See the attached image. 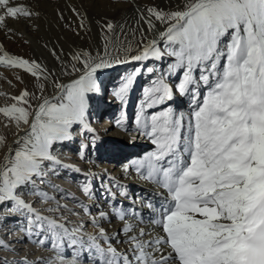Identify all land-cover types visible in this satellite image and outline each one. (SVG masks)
<instances>
[{
	"label": "snow or ice",
	"instance_id": "obj_1",
	"mask_svg": "<svg viewBox=\"0 0 264 264\" xmlns=\"http://www.w3.org/2000/svg\"><path fill=\"white\" fill-rule=\"evenodd\" d=\"M72 11L84 29L85 17L75 8ZM137 12V27L131 29L133 39L137 32L140 36L135 48L131 42L125 46L118 35L114 43L116 25L107 21L101 25L103 53L93 56L86 50H72L65 62L62 51L50 50L62 74L70 77L67 82L53 79L56 74L36 60L11 55L0 46V67L28 74L36 88L30 92L25 87L10 97L11 105L0 107V116L8 121L5 127L16 129L15 148L0 136L4 150L0 205L10 204V211L26 216L29 236L33 228L37 235L50 232L53 249L59 248L57 241L71 237V243L87 249L89 259L98 264H264V0H182L174 7L146 6ZM35 15L15 0H0V28H7L8 19ZM120 28L126 36L124 25ZM165 55L172 58L167 73L144 89L135 117L136 130L150 139L155 150L132 166L142 180L166 192L165 201L148 221L151 230L137 228L126 218L128 213L113 208V215L123 222L126 252L112 245L116 237L109 238L96 217L91 222L97 235L76 239L83 224L69 232L22 197L28 194L41 202L51 201L37 181L43 184L48 173L55 172L52 166L60 163L52 154L55 144L71 139L74 125L81 133H94L87 112L89 94L100 91L99 72ZM178 72L175 91L191 95L187 124L184 114L174 115L171 108L146 114L147 109L172 99L173 88L166 77ZM140 73L136 68L122 77L112 95L126 103ZM49 82L55 90L51 97L45 94ZM201 83L204 92L198 90ZM124 119L122 111L117 125L123 126ZM85 147L81 146V159ZM81 190L91 199L90 184ZM83 211L91 215L87 207ZM131 216L135 220L138 214L131 212ZM99 218L105 219L106 213L100 212ZM36 243L44 245L45 239ZM23 264H29L27 258ZM60 264H80L79 255L67 262L61 257Z\"/></svg>",
	"mask_w": 264,
	"mask_h": 264
},
{
	"label": "rangeland",
	"instance_id": "obj_2",
	"mask_svg": "<svg viewBox=\"0 0 264 264\" xmlns=\"http://www.w3.org/2000/svg\"><path fill=\"white\" fill-rule=\"evenodd\" d=\"M125 1L130 5L132 4L131 0ZM144 2V7L159 6L162 8H168L169 6L174 7L177 3L182 2V0H144ZM90 15H93L92 18L94 19L95 24L94 30L96 35L99 36L98 32L103 31L101 25L103 23H106L107 19L105 20L98 17L99 12L96 11L91 12ZM113 24L116 25L117 21H114ZM123 25V33L132 35L133 33L131 29L137 27V18L132 17L128 23H123ZM120 26L118 28L117 25L114 30V43L115 36L118 35L121 39L127 36L121 34ZM140 27L145 26L141 24ZM88 40H91V36L88 38ZM99 40L100 43H104V40L101 37ZM139 42L140 36L131 41V43L136 44V46H138ZM0 46H2L4 49V42H0ZM160 46L161 48L163 47L162 44ZM83 50L89 51L93 56H95L98 52L103 53L104 51L97 44L94 48H90L86 44ZM117 54L119 53L113 52V55ZM42 55V59H40V57H37V59L35 57H31L29 58V60H36L56 74L58 67L60 66V62L56 59H49L44 56V54ZM62 60H65V62H67V59ZM171 62L172 58L165 55L160 60L129 62L126 64L116 65L111 69H106L98 73L97 83L100 91L98 93L89 94V108L87 112L89 126L93 127L92 124L94 123V116L96 115L100 116V119L108 118L109 120H114L113 118H116L118 120L122 111L125 115L124 121L126 126L125 129H121L124 131V134L126 136L123 137L120 136V134L116 133V138L109 141V146L113 147V151H110L109 153L106 151L108 149V147H106L108 142L106 143L105 139H102L104 143L102 144V149L100 150L98 155L94 157V162L98 164L99 168L104 167L106 170H110L112 169V166L115 167L120 166L124 163L127 164L136 157L138 158L143 154L147 155L149 152H151V148H154L152 151L155 150L153 144L145 142V140L138 134L135 125V117L141 105V102L144 99V89L151 85V81L153 79L158 78L162 73H167L168 64ZM136 68H140L141 73L137 76L131 90L128 93V96L126 98L127 103L124 106L119 105L112 93L116 88L119 87L122 77L131 73ZM148 68H153L154 71L152 73H149L147 71ZM21 72L22 71L19 69H6L0 67V105H3L4 107L11 105L13 103V100L10 97L19 95V93L25 88L18 79L21 76ZM197 74L198 72L196 73V76ZM180 75L181 73L178 72L175 76L166 77V82L170 87L173 88V97L169 101L172 103H170V106L172 105L171 107L176 110L175 114H179L181 111L182 114H185V112L188 111V108H190L191 105L190 94H186V98L182 103L178 101V105L173 104V100L177 101L176 99H181V97H183L175 91V85L179 82L178 77ZM10 76H12V78ZM55 78L56 75L55 77H53V79ZM198 90L200 92H204L205 87L200 86ZM184 102L186 103V105ZM33 103H35V101H33ZM182 104L184 108L183 110H181ZM156 110L157 107L147 109L146 114L151 115ZM5 123H8V121L4 120V126ZM1 136L6 137L7 142L11 138V134H7L6 131H4V134ZM93 136L94 133H81L80 127L78 125H74L72 129V138L63 142H57L55 144L54 148L52 149V154L60 163L59 165L52 166L55 168V172H49L45 177V182L43 184H40L39 181H37L40 190L46 192L48 196L53 198L51 201L41 202L36 196L28 194H25L22 197L26 203L31 202L30 204L33 206V208L42 216L57 220V222L63 224L64 227L69 230V232H71L75 228H79V226L83 224L84 227L76 234L79 235L80 238L83 237L85 240L87 239L88 235H97V233L92 234L89 231V227H94L92 226V223H90L87 219V216L89 215H85L83 208L87 207L91 215H94L96 212H98L97 206L101 205L102 203V201H100V198L102 196V189L101 186H97L98 184H101V179L96 178L98 177L97 173H83L84 170L89 166V164L93 162V153L98 149V140H101L99 137H96V143H93ZM82 145L86 146L84 149L83 159H81L80 157V150ZM127 155L129 157H126ZM47 165L48 162H46V171ZM102 178L104 179L105 176L102 175ZM85 184H90L92 187L91 199L85 196L81 190L82 186ZM131 184L136 186L135 181H132ZM97 193L98 196H96ZM116 200H118V198H116ZM99 201L100 204H98ZM45 204H47L48 206L42 207L45 206ZM105 204H107V202ZM110 207L112 208L114 207V205L111 204ZM10 208V204L0 205V242H2V244H0V264H23L25 258H27L29 264H49L50 261L53 262V264H59L61 257H63L64 260H70L73 258V254H75V245L71 248L69 245L72 244L70 243L69 245H67L68 242H65L66 240L64 241V248H68L67 250L72 249V252H70V256L67 259V257L61 255L63 253L62 250L58 251L57 249H53V241L50 232H48L50 233V237L48 239L46 237L47 231H44L45 234L41 232V235L38 236L35 232L36 229L33 228V234L29 236V225L26 216L21 215L17 212L10 211ZM50 208L57 210L48 211V209ZM4 227L6 228V232L1 233L4 230ZM11 230L12 232L9 233ZM11 237L18 238L16 241H14L13 244H7V240L11 239ZM43 238L45 239L44 245L40 246L38 243H36V241ZM62 241L63 240H61V242ZM99 242L103 247V240L102 242L101 240ZM21 245L23 246V248H20L18 252H13L10 248L14 246H16L15 248H19ZM78 246L79 244H77L76 247ZM56 250L58 251V253ZM78 252L81 251L79 250L77 251V253ZM83 253L84 258L82 260V264H96L89 261V253L85 254L84 251ZM86 258L88 259V262H86ZM91 261H94V259Z\"/></svg>",
	"mask_w": 264,
	"mask_h": 264
},
{
	"label": "bare ground",
	"instance_id": "obj_3",
	"mask_svg": "<svg viewBox=\"0 0 264 264\" xmlns=\"http://www.w3.org/2000/svg\"><path fill=\"white\" fill-rule=\"evenodd\" d=\"M131 1L132 4L130 5L125 0H122V2L119 4H114L112 0H15V3L17 5L26 6L33 12L38 13V15L33 16L31 19H8L6 21L7 28H0V42H4V50L7 51L9 54L20 56L26 59H29L31 57H35L36 59L37 57H40V59H42V54H44V56L49 59H55L51 55L50 51L53 49L58 54H60L61 51L63 52L61 59H68V56L71 53L68 51L83 50L86 44L90 48H94L97 44L104 50V43H100L99 40L100 37L102 38V32H98L99 36L96 35L94 30V19L92 18L93 15H90V13L96 11L99 12L98 17L102 19H107V21H111L112 23L114 21H117L116 26L118 25L119 28V26L123 25V23H128L132 17L138 19L137 9L145 8L144 0ZM73 8H75L82 17H85L84 29H81L79 27L80 21L76 17V15H74L72 11ZM8 29H11V32H9ZM147 35L149 39L152 38L151 34ZM90 36L91 40L89 41L88 38ZM138 36L139 34L137 33L136 37ZM120 40L124 41L125 46H127V43L133 40V34L127 35L123 39L120 38ZM132 46L134 48L137 47L136 44L133 43ZM10 77L12 78V76ZM196 77L198 79L199 73ZM55 79H59L61 82H67L70 79V77L64 76L62 74L61 64L58 67ZM19 81L22 85H24V87H27L30 92L36 91L34 78L29 76L28 74L21 72ZM200 86L204 87L202 83L199 85V87ZM54 91L55 90L49 82L47 84V91L45 94L51 97L54 94ZM185 98L186 95L181 97V99H176L177 101L173 100V104H177L178 101L182 103ZM116 102L122 106L127 103H121L117 99ZM170 103L171 102L169 100H166L163 104L157 106V110L155 112L171 108L174 115H180V113L175 114L176 110L171 107L172 105L170 106ZM0 106L4 107L3 105ZM190 108H188V111L184 114V122L186 124L187 116L191 111ZM94 119V123L92 124L93 127L91 128L94 130V136L99 137L101 140H98V149L93 153V162L89 164V166L84 170L83 173H97L98 177L96 178L101 179V184H98L97 186H101L102 189V196L100 198V201H102V203L101 205L97 206L98 212H96L94 215L87 216V219L90 223H92V217H96L99 227L104 229L108 237H116L115 239H111L110 242L112 243V245L118 250L126 252L128 246L123 243V241L125 240V236L121 233L123 222L117 220L116 217L113 215V208H120L126 213H128V216L126 218L130 223L136 224L137 228L143 227L146 230H151V226L149 225L148 221L150 217L155 215L156 210H159L161 204H163V202L165 201L166 192L157 185L142 180L138 176L135 167L132 166L133 161L142 160L146 156L145 154L141 155L138 158L136 157L135 159H132L130 163H124L120 166L115 167L112 166V169L110 170H106L104 167L99 168L98 164L94 162V157H96V155H98V153L102 149V144H104L102 139H105L106 143L108 142L106 146L108 147V149L106 151L108 153L110 151H113V147L109 146V141H111V139L116 138V133L120 134V136L123 137L126 136L124 134V131L121 130L122 128L125 129L126 126L125 121L123 123V126H118L116 123V118H113L114 120H109L108 118L100 119V116L96 115L94 116ZM4 120L5 118L3 116H0V136L4 134V131H6L7 134H11V138L8 140V143L12 144L13 148H15L16 145L13 144V140L15 139L14 134L16 133V129L14 126L5 127L3 124ZM138 134L145 140V142L151 143L148 137L141 135L139 132ZM3 155L4 150L0 149V160H2ZM125 165L129 166V170L127 172H125L124 170ZM102 175L105 176L104 179L102 178ZM132 181L136 182V186L131 184ZM121 191H124L126 195H120ZM116 198H118V200H116ZM100 201L98 204H100ZM106 202L107 204H105ZM111 204L114 205V207L111 208ZM149 205H152V207H149ZM47 206L48 205L45 204V206L42 207ZM109 208H111V210H108ZM100 212L106 213L105 219L99 218ZM131 212H135L138 214L137 219H132ZM89 231L92 234L98 233L97 228L89 227ZM3 232H6L5 227L1 233ZM11 232L12 230L9 233ZM43 234H45L44 231ZM49 234L50 233L48 232L46 234V237L48 239L50 237ZM17 238L11 237V239L7 240L6 243L13 244L14 241L17 240ZM75 238L79 239L80 236L76 235ZM64 241L68 242L67 245L71 243L70 240L64 237L62 242L58 241L59 248L57 250H62L63 253L61 255L67 257L68 259V257L70 256V252H72V249L67 250L68 248H64ZM69 246L72 248L74 247V244ZM15 247L16 246L10 247L13 252H18L20 248H23L22 245L19 248ZM80 251L81 252H78L77 254L79 255L80 264H82V260L84 258V249H80ZM70 260L65 261L67 262Z\"/></svg>",
	"mask_w": 264,
	"mask_h": 264
}]
</instances>
